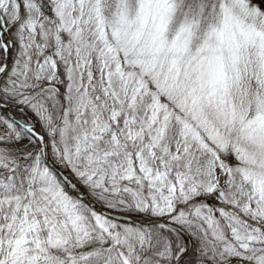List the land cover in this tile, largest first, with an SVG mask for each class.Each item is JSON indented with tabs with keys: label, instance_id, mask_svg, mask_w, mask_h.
<instances>
[{
	"label": "snow or ice",
	"instance_id": "6c2138e0",
	"mask_svg": "<svg viewBox=\"0 0 264 264\" xmlns=\"http://www.w3.org/2000/svg\"><path fill=\"white\" fill-rule=\"evenodd\" d=\"M0 264H264V0H0Z\"/></svg>",
	"mask_w": 264,
	"mask_h": 264
}]
</instances>
